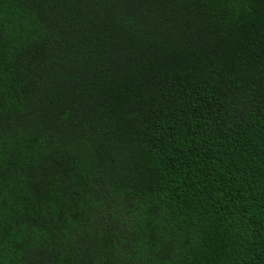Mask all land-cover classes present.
I'll return each instance as SVG.
<instances>
[{
	"label": "trees",
	"instance_id": "16d2710c",
	"mask_svg": "<svg viewBox=\"0 0 264 264\" xmlns=\"http://www.w3.org/2000/svg\"><path fill=\"white\" fill-rule=\"evenodd\" d=\"M0 264H264V0H0Z\"/></svg>",
	"mask_w": 264,
	"mask_h": 264
}]
</instances>
